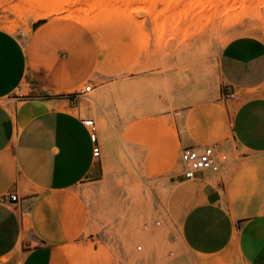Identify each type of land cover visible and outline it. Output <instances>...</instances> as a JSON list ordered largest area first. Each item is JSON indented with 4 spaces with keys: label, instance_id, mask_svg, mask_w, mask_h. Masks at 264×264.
I'll list each match as a JSON object with an SVG mask.
<instances>
[{
    "label": "rangeland",
    "instance_id": "rangeland-1",
    "mask_svg": "<svg viewBox=\"0 0 264 264\" xmlns=\"http://www.w3.org/2000/svg\"><path fill=\"white\" fill-rule=\"evenodd\" d=\"M83 15L87 26L76 21ZM61 19L82 27L98 57L76 91L92 86L80 114L95 120L102 148L78 187L90 217L85 244L69 249L76 264L92 258L95 244L101 264H242L234 250L194 253L181 223L202 175L224 188L235 215L264 214V153L235 142L230 124L243 96L219 69L228 43L264 41V0H0V27L19 37ZM36 89L24 85L15 97ZM206 145L217 167L182 178V149Z\"/></svg>",
    "mask_w": 264,
    "mask_h": 264
},
{
    "label": "crops",
    "instance_id": "crops-1",
    "mask_svg": "<svg viewBox=\"0 0 264 264\" xmlns=\"http://www.w3.org/2000/svg\"><path fill=\"white\" fill-rule=\"evenodd\" d=\"M86 38L73 20L43 21L27 38L0 27V264L79 260L69 249L85 244L90 216L78 187L99 159L80 114L84 94L76 92L98 60ZM219 69L234 96H243L230 124L235 142L264 153V41L228 43ZM32 83L35 92L15 97ZM207 179L199 177L204 187L182 220L185 245L201 256L234 250L242 264H264V214L235 215L224 188ZM99 248L85 264H101Z\"/></svg>",
    "mask_w": 264,
    "mask_h": 264
},
{
    "label": "built area",
    "instance_id": "built-area-1",
    "mask_svg": "<svg viewBox=\"0 0 264 264\" xmlns=\"http://www.w3.org/2000/svg\"><path fill=\"white\" fill-rule=\"evenodd\" d=\"M92 90L91 85H87L82 91V94L88 93ZM85 125L90 129L91 135L95 142L94 155L100 157V144L97 135V127L94 119L86 118ZM180 163L182 170L181 177L185 179H192L202 174L207 169L217 167L216 153L212 146L206 145L204 147L187 146L181 151ZM13 200H17L16 196H11ZM140 249V248H139Z\"/></svg>",
    "mask_w": 264,
    "mask_h": 264
},
{
    "label": "bare ground",
    "instance_id": "bare-ground-1",
    "mask_svg": "<svg viewBox=\"0 0 264 264\" xmlns=\"http://www.w3.org/2000/svg\"><path fill=\"white\" fill-rule=\"evenodd\" d=\"M38 2V3H40V2H44L45 0H28V2ZM47 1V0H46ZM66 1H68V3L70 2V0H66ZM110 6V5H109ZM217 6V5H216ZM218 7H220V5H218ZM215 8H217V7H215ZM82 10V9H81ZM83 14H85V13H83ZM76 18V17H75ZM76 21L77 22H79L80 24H81V22L85 25V26H87V25H89V22H90V20L88 19V17H86L85 15H83V16H77V18H76ZM199 24L200 23H202L201 21H199L198 22ZM201 25V24H200ZM202 25H203V23H202ZM204 26V25H203ZM202 26V27H203ZM98 105V104H97ZM103 137H104V135H103ZM236 237V236H235ZM140 249H142L141 247H140ZM178 264H179V262H177ZM173 264V263H172Z\"/></svg>",
    "mask_w": 264,
    "mask_h": 264
}]
</instances>
